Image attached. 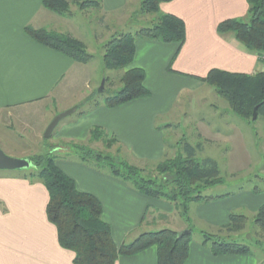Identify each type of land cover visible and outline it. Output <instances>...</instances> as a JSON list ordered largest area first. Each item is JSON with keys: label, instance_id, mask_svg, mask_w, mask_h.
Here are the masks:
<instances>
[{"label": "crops", "instance_id": "0c3cea01", "mask_svg": "<svg viewBox=\"0 0 264 264\" xmlns=\"http://www.w3.org/2000/svg\"><path fill=\"white\" fill-rule=\"evenodd\" d=\"M131 1L102 0L103 12L113 17ZM161 11L185 22L187 40L178 55V44L136 41L133 67L145 71V85L151 95L116 108L101 106L81 116L77 110L54 131L52 148L89 142L92 129L102 127L133 160L160 162L168 154L165 130L171 129L167 125L164 130L159 120L173 112L183 92L203 89L206 84L202 80L212 70L245 75L264 72V62L258 56L248 53L233 34L221 36L217 30L226 20L246 19L248 0H174L162 4ZM58 23L60 20L43 8L42 0H0V120L19 119L32 110L44 108L54 103L53 97L62 87L61 92L72 89L90 75L87 71L90 64L75 63L26 33L27 27L56 31L54 24ZM105 75L103 72L106 81ZM49 125L50 122L42 129L44 140ZM69 160L58 161V166L81 192L94 195L102 203L103 219L112 227L117 246L148 232L188 230L173 204L149 198L76 158ZM14 173L0 171V264H74L75 255L61 247L58 231L48 220L47 189ZM253 197H248L247 202L253 210H259L264 205V196ZM242 205L233 196L204 206L195 204L190 211L191 221L218 230L229 222L236 207ZM169 216H177L179 220L172 225ZM157 262V249L151 248L133 257H122L117 264ZM186 264L259 262L255 255L215 257L201 242L192 241Z\"/></svg>", "mask_w": 264, "mask_h": 264}, {"label": "trees", "instance_id": "16d2710c", "mask_svg": "<svg viewBox=\"0 0 264 264\" xmlns=\"http://www.w3.org/2000/svg\"><path fill=\"white\" fill-rule=\"evenodd\" d=\"M172 1L143 0L140 13L157 16L152 26L139 30L135 35H114L105 44L104 70L120 71L122 87L104 103H96L92 110L101 106L116 108L151 95L145 85V71L133 67L136 41L145 39L165 44L175 43L179 45V54L187 40L186 24L177 16L161 11L162 4ZM72 4H76L81 11L96 9L103 12L102 0H42L43 8L64 18H72ZM248 4L246 19L226 20L217 30L221 36L233 34L248 53L258 56L264 62V0H248ZM26 33L41 45L67 56L75 63L87 65L94 60L86 45L72 34L32 27H27ZM169 69L171 71V67ZM202 81L213 87L229 103L233 113L244 121L254 122L260 117L264 119V72L245 75L212 70ZM255 109H258L257 120L253 119ZM84 114L81 111L79 115ZM88 143H102L107 152L82 143H66L28 159L33 166L20 172L22 179L32 184L41 183L47 189L48 220L58 231L61 247L75 255L74 264H117L122 257H133L151 248L157 249V264H186L193 237L191 227L186 231L190 234L183 235L164 229L144 233L132 242L117 246L112 227L103 219L102 203L94 195L81 192L75 181L62 171L58 166L59 154L73 156L81 164L123 181L149 198L173 204L188 226L192 205H207L232 197L230 194L219 197L205 195L207 190L224 183L218 163L211 158L198 159L197 148L182 142L183 152L173 159L160 161L155 167L157 175L148 176L144 169L122 157L126 155L122 146L102 127L92 129ZM115 146H118L116 154L112 153ZM248 221L246 216L232 213L229 222L219 232H226L229 236L241 233L246 229ZM255 225L264 233V205L257 212ZM202 237V245L215 257L254 255L249 246L229 242L222 235L203 231Z\"/></svg>", "mask_w": 264, "mask_h": 264}, {"label": "rangeland", "instance_id": "374dc122", "mask_svg": "<svg viewBox=\"0 0 264 264\" xmlns=\"http://www.w3.org/2000/svg\"><path fill=\"white\" fill-rule=\"evenodd\" d=\"M142 2L143 0H132L125 10L113 17H108L96 9L81 11L76 4L71 5L72 18L52 13L60 20V24H54L56 31L72 33L94 56L87 69L90 75L79 80L77 86L72 89L61 92L62 87L54 95V103L50 102L44 108L32 110L19 119L11 117L0 120V148L6 155L14 159H30L48 153L54 141L53 137L44 140L42 129L49 122L75 107H81L78 110L88 114L96 103H104L107 98L118 93L122 87L119 81L122 73L104 70V46L114 35L129 33L135 35L139 30L152 26L157 16L140 13ZM103 72H106L105 76L109 78L104 88ZM90 78L94 81L90 82ZM159 125L163 129L168 125L171 129L170 131L164 129L168 143L166 158L173 159L183 152L181 144L187 142L197 148L198 159H214L219 165L224 183L207 190L205 195L219 197L230 194L238 198L244 205L237 206L233 213L249 219L243 232L230 236L226 232H219V229L205 228L192 220L187 227L193 229L192 241H203V231L212 235H222L229 242L249 246L259 264H264V233L255 225L258 210H253L254 208L247 202L248 197L264 196V119L260 117L254 122L244 121L233 113L229 103L213 87L206 84L197 92H183L173 112L160 119ZM82 144L107 152L102 143ZM117 148L118 146H115L112 153L116 154ZM125 156L122 157L144 169L146 175H157L155 167L159 162H137L130 156ZM72 157L59 154V161H70ZM18 172L21 171L14 174H21ZM256 190L260 192L255 193ZM168 219L172 224L178 221L179 217L169 216Z\"/></svg>", "mask_w": 264, "mask_h": 264}, {"label": "water", "instance_id": "95a60500", "mask_svg": "<svg viewBox=\"0 0 264 264\" xmlns=\"http://www.w3.org/2000/svg\"><path fill=\"white\" fill-rule=\"evenodd\" d=\"M106 84V81H103V88ZM79 107H75L59 116H57L48 126L45 138L50 139L59 126V124L72 114L76 113ZM258 118V109H255L253 119L257 120ZM32 163L28 159H14L6 155L2 149L0 148V171H22L26 169H30L32 167ZM190 234V232H184L183 235Z\"/></svg>", "mask_w": 264, "mask_h": 264}, {"label": "built area", "instance_id": "2783aa9c", "mask_svg": "<svg viewBox=\"0 0 264 264\" xmlns=\"http://www.w3.org/2000/svg\"><path fill=\"white\" fill-rule=\"evenodd\" d=\"M262 60H264V55L262 56Z\"/></svg>", "mask_w": 264, "mask_h": 264}]
</instances>
